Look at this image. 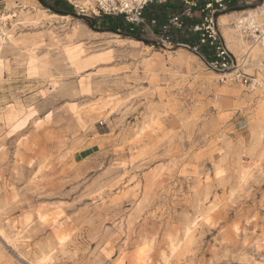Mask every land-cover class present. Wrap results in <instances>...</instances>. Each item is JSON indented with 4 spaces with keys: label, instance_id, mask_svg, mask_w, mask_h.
Here are the masks:
<instances>
[{
    "label": "rangeland",
    "instance_id": "374dc122",
    "mask_svg": "<svg viewBox=\"0 0 264 264\" xmlns=\"http://www.w3.org/2000/svg\"><path fill=\"white\" fill-rule=\"evenodd\" d=\"M23 4L41 7L0 0L4 22L20 20L11 8ZM69 17L85 31L71 42L64 20L0 32V264H139L142 246L147 264H264V90L236 85L239 96L221 95L229 84L193 54L176 60L179 49L126 36L122 18L109 17L124 25L111 33L101 31L105 16ZM32 36L47 65L36 76L8 39ZM114 37L152 47L149 70L118 44L110 62L74 73V57ZM253 65L246 58L249 75L259 73ZM86 75L90 92L81 94ZM99 104L105 117L92 111ZM13 106L34 115L11 131L3 115Z\"/></svg>",
    "mask_w": 264,
    "mask_h": 264
},
{
    "label": "built area",
    "instance_id": "2783aa9c",
    "mask_svg": "<svg viewBox=\"0 0 264 264\" xmlns=\"http://www.w3.org/2000/svg\"><path fill=\"white\" fill-rule=\"evenodd\" d=\"M74 12L84 17L108 16L122 18L128 33L149 38L155 45L181 49L197 57L208 70L215 73L220 84H236L250 92L264 87L258 74L249 75L245 62L233 55L225 44L219 28V16L238 12L231 27L250 46L264 45V19L246 10L256 8L257 0H179V7L167 16L157 29L145 18V10L165 0H66ZM264 12V0H261ZM118 30L117 32H119Z\"/></svg>",
    "mask_w": 264,
    "mask_h": 264
},
{
    "label": "bare ground",
    "instance_id": "6f19581e",
    "mask_svg": "<svg viewBox=\"0 0 264 264\" xmlns=\"http://www.w3.org/2000/svg\"><path fill=\"white\" fill-rule=\"evenodd\" d=\"M36 2V1H34ZM11 9H18L21 12L22 18L18 21L12 20L11 16H8L7 22H4L5 16L1 15L0 16V23L5 24V26L0 28V32L5 33L7 35L12 34L13 30L15 27L18 25H36L39 22H52V21H57V20H64L67 23H69V29L68 32L66 33V39L68 42L73 41L77 37H82L85 36L84 33L85 31L81 29V25L78 24L77 22H71V19L69 16H60L57 14H54L43 7H37L35 5H22L18 7L17 5H13ZM24 10L30 11L29 13L22 12ZM248 13L253 14L256 16L258 19H264V12L263 9L260 5V7L256 9H248L246 10ZM33 13V14H32ZM238 12H232L230 14H222L219 16V25L221 29L224 32V35L226 37V42L229 45V47L232 49V51L237 55V57L244 56L242 60L246 63V58H251V62L254 63L253 66H256L257 70H259V75L260 77H264V64L261 62V58L264 57V45L262 46H250L249 42L247 39H245L243 36H241L239 33L235 32L233 28L229 29L231 27V23L233 20L236 18ZM32 14V15H31ZM11 23V29L6 28V24ZM3 24V25H4ZM91 32V31H90ZM92 34H98L91 32ZM100 36H109L111 37L112 35L110 33H100ZM10 43L18 49V52L25 53V58L22 60L25 61V67L26 71L30 76H36L40 73H43L46 69V64L44 61L39 59L35 51L37 48L42 44V41L40 40L39 37H27V38H8ZM52 43L56 44L57 39L55 37H51ZM225 41V40H224ZM104 46H101L97 50H93L90 52H87L83 56H78L74 57L71 61V67L74 71L75 74L79 75L82 72H85L91 68H93L96 65L100 64H106L112 60V51L109 46L110 45H122V44H129L136 52L139 53L141 56L140 58V63L143 65L144 70L148 71L149 67L151 66L153 60L157 58V53L153 52L152 47H148L143 45L142 43L131 40V39H120L119 37H114V39L111 40H106L104 41ZM228 49V48H227ZM181 49L176 51L177 54V59L183 60L185 58V55L181 53ZM38 54V53H37ZM168 56H171V53H166ZM263 54V55H262ZM173 56V55H172ZM21 58V57H20ZM264 59V58H263ZM250 60V59H249ZM16 61V60H15ZM20 62V60H19ZM249 62V61H248ZM24 64V63H21ZM252 67V66H251ZM4 63L0 60V75L2 73V70L5 69ZM253 68V67H252ZM247 71V70H246ZM249 71H247L248 73ZM210 76H217L215 73L210 72ZM251 73V72H250ZM249 74V73H248ZM253 74V73H252ZM213 78V77H211ZM90 79V77H89ZM89 79L88 76L81 77L78 81V89L81 94H88L90 92V87H89ZM233 86V87H231ZM236 84H232L227 86L228 88L225 90L218 91L220 92L221 95H231V96H239L240 95V90L234 88ZM238 86V85H237ZM231 87V88H230ZM264 90V88L260 89ZM257 92L259 90H256ZM70 110L78 115L75 107L71 106ZM107 108H105L103 105L99 104L98 106L92 107V111H95L102 115L103 117L106 116L107 114ZM33 114L31 110L28 111H23V110H17L15 106L10 107L6 110V112L3 115V119L6 123V126L11 130L14 131L22 126L21 124L24 125L27 121V119ZM2 116H0L1 118ZM49 120L48 116L45 118L43 123H46ZM77 122L80 126H82L79 121H78V116H77ZM43 123H38L37 127H40ZM220 169H216L214 173L212 174V178L215 179L217 177V173H221L219 171ZM246 178V177H245ZM206 181L210 180L209 176H206L205 178ZM243 180V179H242ZM208 215L203 217L204 222L207 221ZM28 222L27 217H23L21 221V225H25ZM190 242V239L188 240ZM187 241V242H188ZM188 242V243H189ZM144 249V252L141 253V249ZM147 249L145 246H142L139 249V255H138V262L139 264H147Z\"/></svg>",
    "mask_w": 264,
    "mask_h": 264
},
{
    "label": "trees",
    "instance_id": "16d2710c",
    "mask_svg": "<svg viewBox=\"0 0 264 264\" xmlns=\"http://www.w3.org/2000/svg\"><path fill=\"white\" fill-rule=\"evenodd\" d=\"M41 7L50 12L60 16H72L73 8L65 0H37ZM179 0H165L163 4H154L146 8L145 18L150 25H153L156 29L161 26L166 20L167 16L173 14L177 8ZM103 20H110V24L107 27L102 28L101 31L117 33L118 30L124 29L122 21L105 16ZM132 39L141 41L137 34L128 33L126 35ZM143 42V41H142Z\"/></svg>",
    "mask_w": 264,
    "mask_h": 264
},
{
    "label": "snow or ice",
    "instance_id": "6c2138e0",
    "mask_svg": "<svg viewBox=\"0 0 264 264\" xmlns=\"http://www.w3.org/2000/svg\"><path fill=\"white\" fill-rule=\"evenodd\" d=\"M33 115H34V113H33ZM20 126H23V125L21 124ZM217 175L219 176L220 173L218 172ZM201 219H203V217H201ZM209 223H211L210 220H209ZM60 243L63 244L64 241L61 240ZM140 251H141V253H143L144 252V249L142 248ZM173 251H175V249H173ZM48 260H49V258L48 257H45V259H43V260L40 261V264H48Z\"/></svg>",
    "mask_w": 264,
    "mask_h": 264
}]
</instances>
